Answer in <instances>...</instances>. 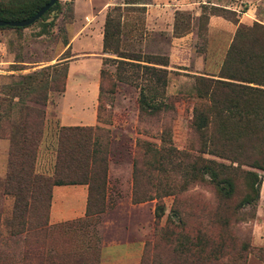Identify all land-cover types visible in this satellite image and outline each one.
I'll return each mask as SVG.
<instances>
[{"label":"rangeland","instance_id":"obj_1","mask_svg":"<svg viewBox=\"0 0 264 264\" xmlns=\"http://www.w3.org/2000/svg\"><path fill=\"white\" fill-rule=\"evenodd\" d=\"M8 1L0 0L2 3ZM88 1L90 0H77L73 6V1L57 0L59 8L47 14L43 20L18 30L0 29V86L58 62L66 61L68 67L70 62L75 61L70 66L60 107L66 110V105L70 106L72 113L77 117L81 110L86 113L90 111L88 104L93 93L97 92L95 83L98 85V60L101 57L79 59L82 57L77 58L76 55L101 53L95 28V23H99L97 12L103 9L106 13L115 6L119 7L121 15V51L168 56L170 36L163 30L147 31L143 24L144 8H141V4H147L149 0H91L92 9H86L84 6ZM109 1L110 5L107 6ZM255 1H258L255 22L264 25V0ZM213 2L223 7L235 6L238 12L249 6L245 0ZM73 12L77 18L75 23L85 27L90 23L88 29L92 32H72ZM180 13L176 19V33H185L187 29V32L194 31L197 20L191 18L190 12ZM164 24L168 25L165 18ZM202 34L200 29L197 40L194 41L195 52L203 49L207 41ZM70 38L74 41L72 45L68 44ZM80 46L86 48L82 49ZM186 57L187 54L178 53L173 55L172 59L175 58L176 62L180 63ZM104 58L114 57L109 54L102 56L99 69ZM106 69L113 74L112 66L107 65ZM216 75L217 73L214 77ZM166 78L165 96L174 108L171 118L167 121L171 146L176 151L197 155L189 148L191 144L188 129L192 108L196 105L193 98L194 78L175 70H167ZM58 95L51 93L43 108L44 121L35 160L36 171L43 174L50 173L54 162L58 131L54 100ZM109 96H112L111 100ZM102 97L104 112L101 113V121L94 125L103 129L101 136L108 132L110 140L102 211L89 216L83 214L81 217L61 220L51 225L47 220L42 243L37 242L39 236H33L30 242H25L22 236L10 234L9 219L13 197L5 193V169L10 143L7 139H0L4 146V149L0 147V264H24V251L27 248L39 252L42 264H99L101 257L105 259V256L110 255V249L119 251L128 246L132 248V254L139 250L140 259L145 243H149V247L155 246L157 253L155 257L149 255L147 264H228L230 259L238 257L243 260L241 264H264V171L257 172L261 182L253 218L244 221H240L241 216L230 213L227 216L226 207L209 185L192 184L186 190L177 192L179 174L174 173L173 168L178 163L176 157L168 164L170 158L161 154L162 172L150 176L148 180L147 172L141 166V154L145 143L155 148L162 146L154 137L155 133L161 130L160 123L139 121L136 102L138 92L133 87L116 84L112 95L103 93ZM17 104L15 106L18 107L31 105L27 102ZM16 118L14 112L13 119ZM135 143L139 145L138 148H135ZM201 156L213 159L207 155ZM133 160L141 171L134 186ZM169 190H174L175 196L168 194ZM133 191L150 199L133 204ZM234 204V201L230 202L231 206ZM173 207L178 211V218L171 216L170 210ZM95 210L96 208H92V211ZM243 210L239 211L243 213ZM167 217L169 224L165 226ZM226 223L228 224L225 226ZM197 238L204 241L203 249L207 255L209 251H214L218 256L217 263L207 260V255L206 260L210 261L209 263L196 260L194 249L189 248ZM244 246H247L245 250L242 249Z\"/></svg>","mask_w":264,"mask_h":264},{"label":"trees","instance_id":"obj_2","mask_svg":"<svg viewBox=\"0 0 264 264\" xmlns=\"http://www.w3.org/2000/svg\"><path fill=\"white\" fill-rule=\"evenodd\" d=\"M48 1L0 2V21L18 22L28 19ZM58 8L56 0L37 21L43 20ZM119 12L118 6L112 7L106 11L103 19L101 52L114 58L101 60L95 107L96 123L101 121V113L104 112L101 105L103 93L112 95L116 84L135 88L138 92L136 102L139 121L160 123L161 127L154 137L162 146L155 148L145 143L141 154V166L147 172L148 180L154 174H161V154L170 158L168 164L176 157L178 163L173 168L174 173L179 174L177 192L186 190L192 184L209 185L226 207L227 216L229 213L241 216L240 221L252 219L261 182L257 172L264 171V25L255 21L239 23L234 11L217 6H201L196 18L197 36L200 29L203 31L202 35H205L209 16L221 17L235 28L216 79L194 77L193 98L196 105H193L188 125L189 148L197 153L193 155L176 151L171 146L167 121L174 108L165 96L167 70L164 67L168 64L167 56L121 51ZM179 15L180 12L174 14L175 34ZM5 28L10 27H0ZM107 65L113 67V74L106 69ZM66 75L67 63L62 61L0 86V139H7L10 143L5 169V193L13 197L9 230L12 236H22L25 242H30L33 236H39L37 242L42 243L53 186L85 185L84 216L102 211L110 140L108 132L104 136L100 135L104 131L99 126L57 127L54 162L50 173L43 174L35 169L44 121L43 108L51 93H63ZM111 99L112 96H109V100ZM23 102L31 105L15 106ZM14 112L17 116L15 120ZM138 146L135 143V148ZM201 155L213 159H205ZM132 174L134 186L141 174L134 160ZM154 180L157 181L156 178ZM174 192L169 190L168 194L175 196ZM149 199L134 191L131 195L133 204ZM231 201L235 203L233 206L230 205ZM92 208L96 210L92 211ZM170 213L171 216H179L174 207ZM168 222L167 217L165 226ZM204 244L202 238H197L189 249H194L196 260L207 263L210 262L207 260H212L217 263L218 256L214 251H209L207 255L203 249ZM245 248L247 246L242 247L244 250ZM150 254L152 257L157 256L156 247H149V243H145L139 264H147ZM24 255V264L43 263L38 251L27 248ZM241 262L242 258L238 257L230 259L228 264Z\"/></svg>","mask_w":264,"mask_h":264},{"label":"crops","instance_id":"obj_3","mask_svg":"<svg viewBox=\"0 0 264 264\" xmlns=\"http://www.w3.org/2000/svg\"><path fill=\"white\" fill-rule=\"evenodd\" d=\"M249 6L246 7L244 11L238 12L235 6L232 7H223L217 2H206L205 0L198 1H187V0H149L147 4H141L143 9V24L145 29L151 32H156L163 30L170 37V52L167 56L168 64L164 67L166 70L170 71H180L191 78L194 77H205L212 78L214 74L218 72L219 65L221 63L224 52L232 38L234 28L231 23L225 21L221 17L209 16L206 24L205 37L207 39L204 44L203 49L195 52L194 41L197 40V27L194 28V31L186 32L183 34L173 33V22L175 12H190L192 19H196L201 11V6H217L226 8L228 10L234 11L236 13V18L239 23L248 24L251 23V20L257 21V16L255 13L256 5L258 1L255 0H245ZM77 0H73V6L76 4ZM110 5V1L107 6ZM86 9H92V1H88L84 6ZM104 12V13H103ZM96 18H99V23H95L97 38L101 45V35H102V24L105 15V11L100 10L97 12ZM164 18L168 21V25L165 26ZM72 23V32H92L88 29L90 23L85 25H79L75 23L77 21L76 14L73 12ZM188 31V30H187ZM73 38L69 39L68 44H73ZM188 40V41H187ZM80 48H86L80 46ZM101 48V46H100ZM187 54V57L184 60H181L180 63L176 62V59L172 56L175 54ZM105 54L102 52L100 54H85V55H76V57H82L79 59L85 58H102ZM100 58V59H101ZM78 59V60H79ZM100 59L99 66H100ZM75 61L70 62L67 67V75L65 82L69 78V70L71 64ZM98 66V71H99ZM97 88V82L95 83ZM96 92V91H95ZM93 93L92 99L88 104L90 111L84 112L81 110L80 115L77 117L75 113H72L71 107L67 106V109H61L60 101L63 99V93L55 97L54 100V111H55V120L58 127H71V126H94L96 124L95 120V105H96V96L97 92ZM87 110V109H86ZM0 147L2 146V140H0ZM86 201V188L82 185H69V186H53L51 188V198L48 214V224H54L61 220L73 219L81 217L84 214ZM112 252L110 255L105 256V259L101 257L99 264H137L139 257V250L137 249L135 254L131 247H124V249L116 251L115 249H110Z\"/></svg>","mask_w":264,"mask_h":264},{"label":"water","instance_id":"obj_4","mask_svg":"<svg viewBox=\"0 0 264 264\" xmlns=\"http://www.w3.org/2000/svg\"><path fill=\"white\" fill-rule=\"evenodd\" d=\"M56 0H49L45 5H43L33 16L28 19L21 20L18 22H3L0 21V27H10V28H25L32 25L37 21L54 3Z\"/></svg>","mask_w":264,"mask_h":264}]
</instances>
